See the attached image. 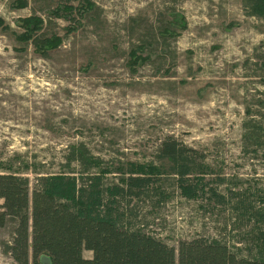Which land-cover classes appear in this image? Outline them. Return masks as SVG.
Listing matches in <instances>:
<instances>
[{"label":"rangeland","instance_id":"obj_1","mask_svg":"<svg viewBox=\"0 0 264 264\" xmlns=\"http://www.w3.org/2000/svg\"><path fill=\"white\" fill-rule=\"evenodd\" d=\"M57 1L18 8L0 0V171L21 172L32 188L37 173L64 169L72 145L127 167L152 161L171 136L205 156L217 175L264 184L262 148L255 158L242 141L245 122L264 125V18L245 15L241 0H89L88 9L70 0L86 12L70 31L65 17L49 16ZM33 14L43 17L48 37L62 38L46 57L16 39L17 20ZM166 22L175 35L161 39L156 26ZM139 45L149 58L132 66L129 52ZM194 207L178 197L164 212L159 233L175 248L204 226ZM10 229L0 228V242ZM0 264H14L1 247Z\"/></svg>","mask_w":264,"mask_h":264},{"label":"trees","instance_id":"obj_2","mask_svg":"<svg viewBox=\"0 0 264 264\" xmlns=\"http://www.w3.org/2000/svg\"><path fill=\"white\" fill-rule=\"evenodd\" d=\"M14 2L18 8L27 5V0ZM241 2L245 15L264 18V0ZM83 6L92 8L89 0ZM85 14L70 0H58L49 9L50 18L68 20L70 31ZM17 21L23 31L16 39L31 42L42 57L61 45L60 36L42 31L43 17ZM174 27L158 24V36H174ZM142 49L129 52L132 66L148 60L149 55L138 54ZM244 127L246 152L258 158L262 148L264 158V125L245 122ZM64 158L63 170L37 173L32 188L21 172L0 171V228L11 224L10 239L0 247L14 264H42V255L51 264H264V184L217 175L205 156L171 136L160 140L148 163L115 169L83 143L72 145ZM111 170L120 177L107 178ZM207 173L215 176L207 179ZM178 197L194 203L204 226L178 238L175 248L159 231L168 224L167 206Z\"/></svg>","mask_w":264,"mask_h":264},{"label":"water","instance_id":"obj_3","mask_svg":"<svg viewBox=\"0 0 264 264\" xmlns=\"http://www.w3.org/2000/svg\"><path fill=\"white\" fill-rule=\"evenodd\" d=\"M40 261L42 264H51L49 257L46 255H42L40 257Z\"/></svg>","mask_w":264,"mask_h":264},{"label":"built area","instance_id":"obj_4","mask_svg":"<svg viewBox=\"0 0 264 264\" xmlns=\"http://www.w3.org/2000/svg\"><path fill=\"white\" fill-rule=\"evenodd\" d=\"M160 236H162V235L160 234Z\"/></svg>","mask_w":264,"mask_h":264}]
</instances>
